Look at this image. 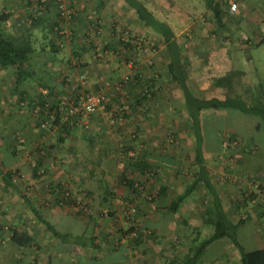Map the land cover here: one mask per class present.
I'll list each match as a JSON object with an SVG mask.
<instances>
[{
	"label": "rangeland",
	"instance_id": "374dc122",
	"mask_svg": "<svg viewBox=\"0 0 264 264\" xmlns=\"http://www.w3.org/2000/svg\"><path fill=\"white\" fill-rule=\"evenodd\" d=\"M25 1L11 0L12 5L7 8L8 1H0V12L6 9L5 11L16 16L14 19L16 22L9 21L11 26L14 25L16 30H24L29 27V22L34 21L35 16L41 18L43 11L46 13L51 9L54 22L52 17L47 19L44 17L46 24L40 22L35 29L41 33L46 32L51 26L50 29L55 32L56 28L67 32L69 38V43L66 46H63V43V48H58L55 53L51 52V48H39L37 42L38 55H34L32 62L34 61V64L39 61L44 62L50 67L47 73L45 69L35 71L33 78L36 80L44 76L46 80L45 75L49 80L57 76L62 78L61 64H64L62 62L67 56L71 57L75 52L70 50L69 45L73 48L77 44L74 41L79 34L81 36L79 39L83 40L85 50L89 54L86 56V62L88 65L98 63L100 66L97 67L100 80L97 82L96 78L91 80L92 78L86 75L80 76L79 84L76 86L79 93L76 96L99 90L104 91L106 96V103L101 109L92 114L85 123L77 124L81 136L79 134L80 140L75 141L79 149L68 152L76 156L75 168L81 173H87L84 175L87 178V186L90 187L91 192L99 193L98 199L92 195L93 193L87 194L89 189L75 186L68 170L51 174L48 169L43 173L46 175V181L39 180L36 185L34 184V189H31L36 193L32 203L37 204L42 189L46 190L47 203L52 192L61 191L62 188L58 186L65 185L70 191L77 192L84 203L81 208L75 205L72 207L83 212H92L95 211V207L98 209L104 206L111 210L110 213H114L115 216L111 215L114 218L113 223L102 221L98 225L114 231L115 237L110 240H119V235L123 237L122 232L131 225H136L140 231H147L150 237L141 241L137 247H133L130 264H168L164 254L176 253L178 249L182 255L188 250V246L176 242L177 231L173 232L175 216L164 210H161V213L157 211L162 205L168 204L169 198L158 200L156 192L159 183L167 186L168 195H171L172 191L183 189L197 171V165L194 163V135L188 112L183 107V94L175 82L168 80L165 82L160 75V66L167 71L168 50L165 41L158 33L139 22L134 11L126 3L122 5L116 0H66L67 5L74 10L73 17L69 20L58 19L53 2L42 9L32 10L31 6H26ZM141 1L156 17L167 22L173 29L181 60L185 64V74L191 82L188 85L193 92L204 97L223 98L225 95H230L250 103L259 100L264 105V31L262 30L264 0H238V7L233 12L229 11V0H214L220 2L223 7V27L214 21V16L207 9L204 0ZM104 3L109 5L107 10L104 9ZM68 23L72 26H68ZM128 44L131 45V49ZM97 50L101 51V57H94ZM234 50L237 51L235 55ZM212 51L217 56L213 60L210 59ZM225 54L228 58L231 55L230 62ZM73 60L74 65L82 66V59L75 57ZM193 61L196 63L204 61L207 68L218 64L221 73L224 71L222 76L225 77L224 81L231 80V82L225 86L217 84L209 69L203 79L201 75H194ZM228 65L232 66V69L226 74L229 72L226 70L227 67L230 68ZM134 74L142 78L141 84L155 75L153 90L156 95L149 97L150 99L141 105L133 106L136 109L130 110L129 104L134 102L140 90H144L145 87L134 86L129 91L127 82L124 83L123 80L126 76L131 77ZM89 83L100 86L93 91H91L93 88L87 90L85 87ZM61 98L69 97L63 95ZM221 111V113H207L202 122L205 165L211 170L213 185L217 191L222 195L225 193L223 202L227 212L234 218L244 219L245 225L238 229V238L246 250H251L264 245V212L261 208L260 195L264 193V181L245 173L241 167L243 168V160L255 161L257 156L264 158V125L257 116L227 111V109ZM96 114L104 116V120L99 121V124L113 132L107 136L113 139V144L116 143L114 149L108 148L112 154L110 159L103 162L102 160H105L103 158L99 163L88 159L96 158L94 155L99 154V149L89 148V140L82 136V133L88 132L89 126L93 123L92 117ZM123 114L125 116H122ZM48 123L46 122L43 128L47 127ZM96 123L98 124L97 121ZM117 130L127 132L122 135L123 133ZM49 135L51 134H47L46 137L48 138ZM259 138H262L263 142L259 141ZM52 140L53 142L46 141L48 146L54 143V137ZM147 153L154 154L156 158L147 157ZM136 158L148 160L155 169L151 174L145 172L135 175L134 179L140 180L143 186L137 184V190H132L121 184L119 179L122 176L128 178L133 176L130 162ZM90 169L93 170L91 178L88 176ZM22 179L25 180L24 174L14 175V183L18 186L24 184L23 194L29 196L31 190L27 189V183ZM252 182L257 184V187H254ZM107 188L113 195L106 203L102 198ZM207 194L205 188L200 186L192 193L190 204L199 206V209L193 208L194 212L198 210L205 212L203 216L211 220L213 214L212 210H209ZM144 206L149 209L147 214L143 213ZM141 213L144 214L142 217L147 215V218H140ZM155 213L160 214L161 225L154 224ZM87 214L92 216L94 213ZM94 215L101 218L97 212ZM163 220L166 222L162 223ZM202 223V227L199 228H202L204 237L211 232L212 227L206 225L207 221ZM179 229L184 232L183 235L185 232L189 233V229L184 224H180ZM115 230L120 233H116ZM190 234L192 235L191 232ZM208 248L201 264H240L239 254L229 241L220 240Z\"/></svg>",
	"mask_w": 264,
	"mask_h": 264
},
{
	"label": "crops",
	"instance_id": "0c3cea01",
	"mask_svg": "<svg viewBox=\"0 0 264 264\" xmlns=\"http://www.w3.org/2000/svg\"><path fill=\"white\" fill-rule=\"evenodd\" d=\"M7 1L8 6H6V8L11 7V0ZM116 1H119V4L124 3L122 0ZM85 4L84 2L83 5L85 6ZM108 8L109 5H105L104 3V9L107 10ZM47 12L44 13L43 11V13H41V18L43 17V20L35 16L34 21L29 22V27L24 31L30 38L33 47V52L29 57V64L33 67L34 71L39 72V70L43 71L45 69L46 73L49 70V64L47 66V63L45 64L44 62L39 61V63L36 64H34V61L32 62L34 55H38L37 42L39 48H63V46L69 43L68 34L65 31H63V34L65 32L66 35L61 34L59 36L54 30L50 29L51 26L46 29V32L44 31L41 33L35 29L40 22H43L44 25L46 24L44 17L46 19L52 17V22H54L52 10L50 9ZM14 19H16V16L11 15L9 21L13 20L16 22ZM9 21L6 24L9 26L7 27L8 31L19 34L22 30H16L14 25L11 26L12 24H9ZM24 24H26V22H24ZM69 25L72 26L71 23H68V26ZM262 30L264 31V27ZM80 37L81 36L78 34L77 39L74 41L77 44L73 48L69 45L70 50L75 52L72 53L71 57L67 56L62 62L64 63L61 64V71L63 72L62 78L57 76L49 80L47 75H45L46 80L44 76L35 80L33 76H31L17 83L13 70L0 67V166L4 171L12 172L13 175L17 173L21 175L24 174L25 180L22 179V181L27 183L26 186L28 190L34 189V184L36 185V182L38 183L39 180L46 181L45 174L41 175L38 171L37 176L33 174V169L38 164L36 162H40V168L44 170L49 169V173L51 172V174H57L63 170H68V172L71 173V178H73L72 182L75 186L87 188L91 194L93 193L90 191V187L87 186V178L84 177L87 173H81L80 170L75 168L77 163L74 157L76 156L68 153L79 149V145L75 141L80 140L81 136L79 128H77L78 125L70 134L65 135V133H61V127L53 125L52 122H49L51 117L46 116L49 104H55L60 100H64V98H61L63 95L66 98H74L79 93L76 86L79 84L80 76L86 75V77L92 78L91 80H95L96 78L97 82L100 80L99 71L97 69V67L100 66L98 63L88 65L86 62L88 52L85 50L86 46L83 40L79 39ZM226 49L228 50V48ZM235 52L237 53V51L234 50L233 54ZM211 53L210 59L213 60V58L217 56L214 54V51ZM225 55L228 62H230L231 55H229L230 60L228 55ZM75 57L82 59V66L78 65V67L76 64L74 65L73 59ZM52 59L54 60L55 58ZM203 62H192L193 71L195 72L194 75H201L203 79L206 71L209 69L212 71V76L215 77L217 84L225 86L231 82V80L229 82L224 81L225 77L222 78L224 71L221 73L222 70H220L218 64L215 67L207 68L206 63ZM168 64L169 59L166 64L167 71L164 70L163 66L159 67L161 72L160 75L165 82H167V80L168 82H173L171 80ZM228 66L230 67V65ZM230 69H232V66L230 68L227 67L226 70L229 72L226 74L230 73ZM44 74L45 72H43V75ZM185 77L187 83L190 84L191 82L187 79L186 74ZM96 85L97 84L89 83L85 89L90 90V88H93L91 91L96 90L100 86ZM227 96L225 95L223 98ZM42 100H44L43 106H41L43 104ZM106 113L107 112H105V114ZM97 114L95 117H92L93 123L89 126L88 132L82 133L83 138L90 142L89 148L99 149V154L94 155L96 158H88L94 163L95 161L99 163L103 158H105V160H102L103 162L108 161L112 155L108 148L114 149L116 146L115 142L114 144L112 143L113 139L107 136L109 133L113 132L99 124V121L102 122L104 120V116H98ZM45 121L49 123L47 127L43 128L45 125L42 124H44ZM117 131L123 133L122 135L127 132H122V130ZM47 134L51 135L47 138ZM52 136L55 141L48 146L46 141L53 142ZM50 137L52 138L51 140L49 139ZM100 138H102V140ZM259 139V141L262 140V138ZM109 143L111 144L109 145ZM255 159L257 160H243V168L241 167V169L245 173L250 174V176L254 175L258 177L259 179L257 180L264 181V158L257 156ZM74 168L76 170H74ZM92 171V169L89 170L90 174H88V176L90 178ZM28 182H30L29 185ZM23 186L24 184L16 186L14 177L11 182H6L0 176V264H130L133 248L130 247L127 237H125V235L123 237L119 235V240H110L112 237H115L114 231H109L107 228L98 226L102 221H113L114 218L111 217V215H114V213H110L111 210H109V208L102 206L97 209V207H95V211L92 212L94 214L96 212L99 213L101 218H98L94 214L90 216L87 213L92 212H83L72 207V205L57 203L56 199L58 198L59 200V197L58 194L54 192H52V195L49 197L47 195L49 202L46 203V190L44 189L41 190L37 204H34L32 200L36 197L35 190H31V194L26 196L23 194L25 191V186ZM159 186H162V183H159ZM179 191L180 190L172 191V194L168 195L169 191L167 189L166 193L157 196V199L166 200L169 198L167 200V203H169L170 198ZM92 195H94L96 199L99 197V193L96 191H94ZM222 196L226 197L225 193H223ZM23 197L27 199V201ZM104 197L105 196H103L102 199H104ZM224 197H222V200ZM192 198L193 196L190 194L180 205L176 213H169L175 216L173 232H175V230L177 231L176 242L179 245H186V247H189L188 244L192 238L190 234L192 228L202 227V222L210 220L204 217L205 215L203 216L205 212H200V210L194 212L193 208L199 209V206L195 207L194 204H190ZM159 208L160 209H157V211L160 213L161 210L167 212L165 205ZM148 211V207L144 206L143 213L147 214ZM143 213L139 215L140 218L144 215ZM142 218H147V215ZM46 222L49 223L55 232L59 234H70V238L61 240L58 236L53 235L47 228ZM153 222L155 225H161V216L159 213H155ZM163 222H166V220H163L162 223ZM180 224H184L189 229V233L185 232L183 235L182 233L184 232L179 229ZM13 231L24 234L21 238L22 242L30 238V243L24 246L17 245L11 238ZM115 232L120 233V231L116 230ZM79 237L88 238L86 240L88 244L85 247L78 244ZM89 237L91 239L94 237V240L92 239L93 243ZM183 237L186 239L183 240ZM263 246H258L256 248ZM134 251H136V249ZM206 252L203 254L202 260ZM181 253L182 252L177 249L175 254L179 257Z\"/></svg>",
	"mask_w": 264,
	"mask_h": 264
},
{
	"label": "trees",
	"instance_id": "16d2710c",
	"mask_svg": "<svg viewBox=\"0 0 264 264\" xmlns=\"http://www.w3.org/2000/svg\"><path fill=\"white\" fill-rule=\"evenodd\" d=\"M122 1L134 11L139 22H142L146 27H149L154 32L158 33L165 41L166 49L168 50V69L171 74V80L177 84L183 94V107L188 112L192 133L194 135V163L197 165V171L194 173L190 181L184 185L183 189L175 193V195L170 198L169 203L165 205V209L169 213H176L183 201L197 188L203 186L208 193L209 205L213 214L211 220L206 223V225H210L212 227L211 232L203 237L202 228H192V238L188 244V250L179 257H177L173 252L164 254L163 256L166 262L168 264H201L202 256L211 244L220 240H226L229 241L237 250L240 264H264V246L251 250H246L244 248L238 238V229L244 225V219L242 217L234 218L227 212L225 204L222 200V194H220L213 185L211 170H209L205 165L202 130V122L207 113H221V110L224 111L225 109H227V111H238L242 114L257 116L260 123L264 125V105L259 100L254 101V103H250V101L245 99L242 100L238 97H232L230 95L225 98H219L216 96L204 97L199 95L197 92H193L186 81L185 64L181 60V55L178 49L179 46L176 43L173 29L167 22L156 17V15L141 0ZM204 1L207 9H209L214 16V21L223 27L224 10L221 3L214 0ZM25 2L27 7L31 6L30 1L26 0ZM10 17L11 14L9 11L3 10L0 12V67L13 70L15 81L19 83L24 79L33 76L35 72L33 67L29 64V57L33 52V47L30 38L24 33L25 29L19 34L8 31L6 24L8 23ZM58 30L59 29L56 31L57 34ZM58 35L60 36V34ZM128 47L131 49L130 44H128ZM51 49V52L54 53L58 51V47H53ZM129 78L130 79L126 83L129 86V91L134 86H145L144 90H140V93L134 99V102L129 104L128 107L131 110L132 108L136 109V107L133 106L141 105L144 101H148L150 99L149 97H154L156 95L155 90H153L155 87L154 82L156 81V77L155 75H152L147 80H144L146 81L144 82L145 85L143 83L141 84L142 78L138 76V74H134ZM42 103L41 106L44 105V100H42ZM48 106L46 116L51 117L52 124L60 126L61 133H65V135L70 134L71 131L75 129L77 124L70 126L68 121L62 122V113L61 109H59L58 103L49 104ZM122 116L125 115L123 114ZM146 155L147 157L156 158V156L152 153H147ZM36 163L38 164L33 169V174L37 176V171L40 169V162ZM130 166L133 169V176L130 178L122 176L119 180L126 188L132 190H137V184L143 186L140 180L134 179L135 175H138V173L145 174V172L151 174L153 173L152 170L155 169V166L153 169L149 161L143 158L134 159L130 162ZM0 176L6 182H11L14 177L12 172L4 171L1 166ZM58 187L60 188L61 185ZM167 189L168 188L165 185L159 186V189L156 192V197L165 194ZM57 194L59 197V200L58 198L56 199L57 203L65 205H72V203H74L72 199H66L61 191H57ZM87 194L90 195L91 193L88 191ZM111 195H113L112 192L107 188L106 195L103 199L104 202L107 203L110 200ZM152 199L153 198H151L150 201H152ZM25 200L27 201V199ZM46 226L53 233V235L58 236L61 240L70 238V234H59L55 232L47 222ZM132 233L134 234L132 235ZM122 234L127 237L129 241L128 243L132 246V248L137 247L141 241L150 237L146 230L140 231L137 229L136 225L129 226L127 230L122 232ZM22 236H24V234L21 232L13 231L11 238L17 245L20 246L30 243V238L25 239V242H22ZM87 239L88 238L85 237H79L78 244L85 247L88 244V242H86ZM92 239L94 240V237ZM92 239L91 241L93 243Z\"/></svg>",
	"mask_w": 264,
	"mask_h": 264
},
{
	"label": "built area",
	"instance_id": "2783aa9c",
	"mask_svg": "<svg viewBox=\"0 0 264 264\" xmlns=\"http://www.w3.org/2000/svg\"><path fill=\"white\" fill-rule=\"evenodd\" d=\"M31 3L32 10H39L45 7L47 4L53 2L55 5L58 19L61 20H69L73 17L74 10L67 5L66 0H28ZM229 11H236L238 7V0H229ZM58 34H63L62 30H58ZM136 43V42H135ZM137 44V43H136ZM101 51L97 50L94 54V57H101ZM130 78L126 76L124 78V83L128 82ZM106 103V96L104 91L99 90L97 92H85L79 96L74 98H68L61 100L58 105L59 109H61V120L62 122L69 123L70 126L75 124L85 123L92 114H94L97 110L101 109ZM46 121L44 124L45 125ZM39 174L44 173V169L40 168L38 170ZM17 175V174H16ZM16 179L18 177H15ZM253 184V182H252ZM254 187H257V184H253ZM61 192L66 199H72L73 204L75 206H79L80 208L83 206L82 198L77 192L70 191L69 187H65V185H61ZM261 208L264 212V193H261ZM132 209V208H131ZM134 211V208H133ZM134 234V233H133Z\"/></svg>",
	"mask_w": 264,
	"mask_h": 264
},
{
	"label": "clouds",
	"instance_id": "9594fccd",
	"mask_svg": "<svg viewBox=\"0 0 264 264\" xmlns=\"http://www.w3.org/2000/svg\"><path fill=\"white\" fill-rule=\"evenodd\" d=\"M58 28H56V30H57Z\"/></svg>",
	"mask_w": 264,
	"mask_h": 264
}]
</instances>
